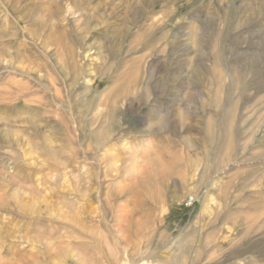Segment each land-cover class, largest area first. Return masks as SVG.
<instances>
[{"label": "rangeland", "instance_id": "1", "mask_svg": "<svg viewBox=\"0 0 264 264\" xmlns=\"http://www.w3.org/2000/svg\"><path fill=\"white\" fill-rule=\"evenodd\" d=\"M0 264H264V0H0Z\"/></svg>", "mask_w": 264, "mask_h": 264}, {"label": "bare ground", "instance_id": "2", "mask_svg": "<svg viewBox=\"0 0 264 264\" xmlns=\"http://www.w3.org/2000/svg\"><path fill=\"white\" fill-rule=\"evenodd\" d=\"M191 74V73H190ZM186 89V88H185ZM223 94V93H222ZM159 95V94H158ZM223 112V111H222ZM205 120V119H204ZM211 123V122H210Z\"/></svg>", "mask_w": 264, "mask_h": 264}, {"label": "built area", "instance_id": "3", "mask_svg": "<svg viewBox=\"0 0 264 264\" xmlns=\"http://www.w3.org/2000/svg\"><path fill=\"white\" fill-rule=\"evenodd\" d=\"M191 202H193V201H191Z\"/></svg>", "mask_w": 264, "mask_h": 264}]
</instances>
